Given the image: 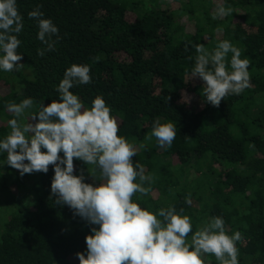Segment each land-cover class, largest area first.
Segmentation results:
<instances>
[{
  "label": "trees",
  "instance_id": "16d2710c",
  "mask_svg": "<svg viewBox=\"0 0 264 264\" xmlns=\"http://www.w3.org/2000/svg\"><path fill=\"white\" fill-rule=\"evenodd\" d=\"M218 4L232 14L213 19ZM17 7L24 24L19 63L33 70L34 79L15 83L19 71L0 70V87L15 84L0 96V140L17 118L8 104L31 98L33 107L25 112L35 114L41 104L59 99L56 88L67 68L88 65L91 83L71 91L85 108L102 96L118 135L137 149L134 164L153 177L144 184L148 195L137 193L133 201L154 213L183 209L193 233L221 217L227 234L242 235L239 264H264V0H17ZM37 8L59 29V39L52 37L55 49L42 57L37 50L46 45L37 38V21L28 17ZM223 40L250 60L251 86L229 94L217 108L202 95L204 82L191 76L193 45L212 51ZM157 118L176 124L171 147L146 139ZM6 155L0 153L1 204L9 211L0 233V264H79L76 253L87 254L85 237L99 226L55 203L53 166L21 176L5 163ZM74 165V175L86 183L101 182L98 169L95 179L88 172L94 166L78 159ZM204 260L218 264L212 255Z\"/></svg>",
  "mask_w": 264,
  "mask_h": 264
},
{
  "label": "clouds",
  "instance_id": "9594fccd",
  "mask_svg": "<svg viewBox=\"0 0 264 264\" xmlns=\"http://www.w3.org/2000/svg\"><path fill=\"white\" fill-rule=\"evenodd\" d=\"M232 12L231 7L218 4L213 19ZM42 16L39 8L28 12L29 19L37 21V38L46 45L37 50L41 57L55 49L57 40L52 37L59 39L58 27ZM23 27L17 0H0V70L4 72L24 67L17 52ZM193 46L197 55L191 76L204 82L202 95L207 103L218 108L226 96L239 95L251 86L250 60L242 59L241 50L229 40L220 41L212 51L203 44ZM91 80L88 65L72 64L56 88L59 99L41 104L28 123L17 118L33 107L31 98L8 104V111L17 118L8 122L10 131L0 140V153L7 154L5 163L21 176L47 173L53 166L51 194L55 203L67 205L75 215L99 226L85 237L87 254L76 253L79 264H206V254L214 256L218 264H239L236 244L242 235L239 231L227 234L221 217H213L193 233L192 220L182 214L183 209L178 213L169 206L154 213L133 201L137 193L148 195L151 189L144 184H151L153 177L145 174L143 164H134L137 149L118 135L119 124L102 96L85 108L71 91ZM176 135L175 123L157 118L146 139L154 137L157 145L165 148L171 147ZM74 159L94 166L88 169L94 179L98 169L101 182L93 185L86 183L83 175H74Z\"/></svg>",
  "mask_w": 264,
  "mask_h": 264
},
{
  "label": "rangeland",
  "instance_id": "374dc122",
  "mask_svg": "<svg viewBox=\"0 0 264 264\" xmlns=\"http://www.w3.org/2000/svg\"><path fill=\"white\" fill-rule=\"evenodd\" d=\"M27 68V69H30V73L28 72V70H26V72H24V69ZM34 79V73H33V70L28 66V65H24V67L18 72V75L16 76V79H15V83L18 81H30V80H33ZM5 81H7V78L5 79ZM5 83V82H4ZM13 85H15L13 83ZM13 85H9V86H5L4 84H2V87H0V96H4L5 94H8L10 91H13L14 86ZM18 90L21 89V84L18 83ZM33 114H29V113H24L23 117H27L25 120V123H28L30 122V118ZM33 123L35 121H32ZM22 123H23V119H22ZM2 123H0L1 125ZM5 124V123H4ZM6 135V134H5ZM3 196H1L0 194V233H1V230H2V226H3V223L5 222V220L7 219L8 217V209L4 208V204L2 203L1 204V200H5V198H2Z\"/></svg>",
  "mask_w": 264,
  "mask_h": 264
}]
</instances>
